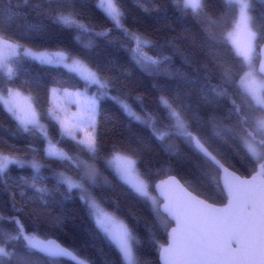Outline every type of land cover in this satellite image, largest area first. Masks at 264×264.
<instances>
[{"label": "snow or ice", "instance_id": "6c2138e0", "mask_svg": "<svg viewBox=\"0 0 264 264\" xmlns=\"http://www.w3.org/2000/svg\"><path fill=\"white\" fill-rule=\"evenodd\" d=\"M0 129V264H264L254 0H0Z\"/></svg>", "mask_w": 264, "mask_h": 264}, {"label": "trees", "instance_id": "16d2710c", "mask_svg": "<svg viewBox=\"0 0 264 264\" xmlns=\"http://www.w3.org/2000/svg\"><path fill=\"white\" fill-rule=\"evenodd\" d=\"M254 5L257 10H259L260 8H264V4H261L260 0H254ZM33 19L34 18L31 16L28 17V21H32ZM20 22L24 23L25 21L21 19ZM147 83H148V80L145 78L144 85H147ZM125 122L126 121H123L122 119V123H125ZM0 132H2V129H0ZM233 170L236 171L239 175L244 174L243 169L240 167L239 164H237L236 168ZM107 174L108 173L105 172V175ZM160 178L163 179L164 177L161 176ZM115 195H118V193H115ZM218 202H219V198H218ZM55 212L56 214L62 215L65 218V231L66 232L71 233L77 229H83L84 227H87V218L84 216L81 206L76 201H71V200L65 201L62 207L55 209ZM148 256L150 259H153V260H155L156 258L155 253L152 251L148 252ZM96 258L98 261L101 260L100 256H97Z\"/></svg>", "mask_w": 264, "mask_h": 264}, {"label": "water", "instance_id": "95a60500", "mask_svg": "<svg viewBox=\"0 0 264 264\" xmlns=\"http://www.w3.org/2000/svg\"><path fill=\"white\" fill-rule=\"evenodd\" d=\"M238 174V173H237ZM239 175V174H238Z\"/></svg>", "mask_w": 264, "mask_h": 264}]
</instances>
